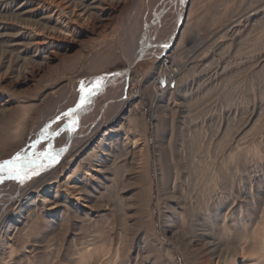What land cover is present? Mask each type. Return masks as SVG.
<instances>
[{
    "label": "rangeland",
    "instance_id": "obj_1",
    "mask_svg": "<svg viewBox=\"0 0 264 264\" xmlns=\"http://www.w3.org/2000/svg\"><path fill=\"white\" fill-rule=\"evenodd\" d=\"M73 1L93 14L60 33L52 0H0V162L57 153L81 81L123 72L80 114L83 153L3 178L0 264H264V0H190L171 57L181 0Z\"/></svg>",
    "mask_w": 264,
    "mask_h": 264
},
{
    "label": "bare ground",
    "instance_id": "obj_2",
    "mask_svg": "<svg viewBox=\"0 0 264 264\" xmlns=\"http://www.w3.org/2000/svg\"><path fill=\"white\" fill-rule=\"evenodd\" d=\"M181 4H182V7L181 8H183L185 11L189 9V12L185 14V12L183 10V12H184L183 14L184 15L180 18V20L178 22V25H177V28H176V30H175V32L173 34L174 37L175 38L177 37V38L174 41V37H173L172 38L173 40H171V44L169 46H167L162 51V54H164L165 52L166 53L169 52V54H168L167 57H171L173 55V53L175 52V50L178 48V46L180 44V41H181V39L183 37L184 32L186 31V29H189L188 28L189 27V19L191 17L190 14L192 13V9L193 8L191 6H189L190 5V0H181ZM52 6L54 8L53 15L56 16V22H55L56 24L55 25H58L61 21L64 23V28H57L56 27L57 28L56 30H58L60 33H69L73 29L74 24H79V23L81 24L82 22H85L89 18V16L93 14L90 11L94 8L93 7L91 9L90 8L91 6H89L87 4L86 5L77 4L73 0H61V1L60 0H52ZM189 7H191V8H189ZM59 27H61V26H59ZM56 30L54 29V33L56 32ZM51 33H52V31H51ZM141 51H143V50H141ZM146 51L145 52H137V55L133 58V62H132V64L130 66L133 67V64H136L139 60H142L146 56V54H147ZM110 76H112V75L111 74L104 75L105 78H108ZM137 79L136 80H133L131 82V85H130V88H129V94H130L131 98H139L137 96L136 90H138L139 91V94H141V93L144 92L145 87H146V84H145V82H144L143 79H139V80H137ZM152 86H153V88L155 87V89H156L157 92H161V94L165 92V88L162 87V86H159V83L157 84L155 82V83L152 84ZM159 90H161V91H159ZM80 114H81V112H80ZM80 114L78 116V126L75 128V130L73 132L68 133V140H67V142L63 146H61L60 150L56 153L57 154L56 160L55 161H48V160L42 161V163L45 165V167L39 168L38 171L41 170V171H43V173H45L47 171L49 172L50 170H52L53 166L55 164H57V162L63 156H65V155H67L69 153H72L73 154V152H79V153L81 152V153H83L84 150L87 149V148H85L86 147L85 146V143H86L85 141L88 139L89 136H83V137H79L78 136V130L77 129H79L78 127L80 125V122H79L80 121V119H79L80 118ZM104 128H105L104 125L99 126L96 129L95 133L96 132L97 133H101ZM95 133H94V135H96ZM98 138H100V137H98ZM98 143H100V142H98ZM96 157H97V162H101V160H102L101 159V156L98 155ZM3 178L6 179V178H8V176L6 174H4L3 175ZM257 249L264 250V245L261 243V244H259V246H255V247L249 249L248 252L249 253H253V251H256ZM243 250L244 249H239V250L234 251L232 253V254H234L233 256H231V255L228 256L227 255V256L224 257V255H219V257L221 259H223V261H221V264H248L247 263L248 261H243L242 262V258L243 257H241V254H242V251Z\"/></svg>",
    "mask_w": 264,
    "mask_h": 264
},
{
    "label": "snow or ice",
    "instance_id": "obj_3",
    "mask_svg": "<svg viewBox=\"0 0 264 264\" xmlns=\"http://www.w3.org/2000/svg\"><path fill=\"white\" fill-rule=\"evenodd\" d=\"M106 86V78L103 76L97 77L95 80L87 82V84L81 81L79 87V101L76 106L56 117V121L62 119L65 121L60 131H67L68 133L73 132L78 126V116L80 112H82L87 105L91 104L93 98L100 94ZM44 131L48 133L49 128L46 127ZM57 135H59L58 131H51L48 136L49 141L52 137ZM31 147L35 149L36 144H33ZM31 155L35 159L22 158L20 154H17L12 159L0 162V183L3 182V175L6 174L22 185L27 180H30L33 175H37L39 168L45 167L42 161H55L57 157L50 143L49 147L43 152L34 151Z\"/></svg>",
    "mask_w": 264,
    "mask_h": 264
},
{
    "label": "water",
    "instance_id": "obj_4",
    "mask_svg": "<svg viewBox=\"0 0 264 264\" xmlns=\"http://www.w3.org/2000/svg\"><path fill=\"white\" fill-rule=\"evenodd\" d=\"M148 48H145L143 51L145 52L146 50H147ZM140 61V60H139ZM138 61V62H139ZM124 72H127V70L126 71H124ZM120 73H123V72H116V73H114V74H112V76H115V75H119ZM90 81H92V78L91 79H89L87 82H90ZM87 82H86V84H87ZM79 101V100H78ZM78 101H77V103H78ZM76 103V104H77ZM76 106V105H75ZM74 106V107H75ZM32 152H34L33 150H31L27 155H25L24 157H22V158H29V157H31L32 155ZM53 165V164H52ZM51 169V168H50ZM40 172H43V171H41V170H39L38 171V173H40ZM9 179H10V177H9Z\"/></svg>",
    "mask_w": 264,
    "mask_h": 264
}]
</instances>
